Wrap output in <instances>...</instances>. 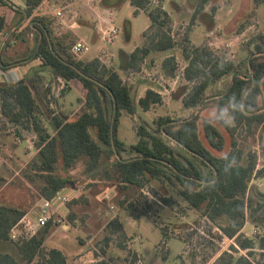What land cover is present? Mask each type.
I'll return each mask as SVG.
<instances>
[{"label": "trees", "instance_id": "1", "mask_svg": "<svg viewBox=\"0 0 264 264\" xmlns=\"http://www.w3.org/2000/svg\"><path fill=\"white\" fill-rule=\"evenodd\" d=\"M43 1L25 0L28 24L21 30L7 29L5 18L0 16V29L5 35L10 31L0 50L3 70L41 59L23 79L0 82V113L15 125L17 138L23 139L20 131L33 135L38 154L28 169L43 182L40 195L44 200H51L68 187H77L78 180L67 172L75 168L79 159L86 158L84 174L89 182L84 188L97 182L111 183L122 195L117 200L118 207L135 220L148 216L157 225L166 208L185 215L180 199L186 209L197 211L214 223L223 236L232 239L238 249L248 252L249 258H235L224 252L213 264H264V193L250 184L253 179L264 178V165L257 168L258 155L244 149L248 139L258 137L264 155V33L249 38L243 46L244 58L230 60L219 56L208 43L195 46L187 33L177 41L172 18L160 4L152 9L150 0H130L136 8L133 15L146 13L151 26L142 34V46L124 56L127 70L140 71L143 62L153 53L179 49L185 64L182 74L185 84L171 98L180 100L192 113L181 119L167 114L160 116L154 119L152 127L145 122L134 125L137 142L128 148L118 139L117 127L121 112L129 116L137 113L131 86L114 67L99 58L78 59L72 52L77 42L72 35L57 36L52 29L53 20L46 22L34 16ZM254 1L256 5L264 3V0ZM209 2L198 0L191 26L196 19L203 18ZM0 3L16 9L6 0ZM31 35L34 38L31 53L16 63L8 62L7 50L19 41H27ZM177 65L176 57L169 55L161 67L165 75L173 78ZM58 80L65 84L62 93L71 81H78L83 89V98L77 100L82 107L71 118L57 108ZM218 85L223 89L207 97V91ZM51 102L54 108L50 107ZM162 103L161 93L152 89H147L138 100L144 112ZM115 107L113 143L111 127ZM208 107L216 110L213 119L202 118L200 114ZM217 123L229 134V151L223 156L213 153L223 151L227 144ZM125 152L131 156L123 158ZM201 167L211 176L203 174ZM83 201L86 200L80 197L67 203L69 220L76 217L74 206ZM26 213L25 209L0 202V264H66V256L60 250L44 246L51 228L57 225L52 220L32 237L20 234L17 239L12 238V230ZM247 224L263 229V235L257 239L245 236L243 229ZM105 230L110 235L125 237L118 216ZM161 231L164 236L168 233ZM209 259L204 258L200 264H207ZM192 264H196L193 259Z\"/></svg>", "mask_w": 264, "mask_h": 264}, {"label": "rangeland", "instance_id": "2", "mask_svg": "<svg viewBox=\"0 0 264 264\" xmlns=\"http://www.w3.org/2000/svg\"><path fill=\"white\" fill-rule=\"evenodd\" d=\"M150 1L152 9L160 4L169 13L174 21L172 30L177 41H180V38L187 33L195 46L208 43L219 56L230 60L237 61L244 58L246 52H244L243 46L249 38L257 33H264V3L256 5L254 0H211L209 2L211 4L216 3V1L219 2L220 10L217 14L219 20L214 26L220 25L222 31L221 33L217 31L210 37H207L211 32L210 21L200 17L194 21V26L190 25L192 14L189 16L187 11L190 7L193 9L198 0ZM53 2L54 12L65 7L64 4H60L59 0H53ZM73 2L78 6H74L73 9L80 11L81 19L86 22V25L78 27L77 34L78 37L84 39L88 48L76 57L78 59L100 57L104 64L116 68L119 75L130 86H133L131 83L134 80L137 81L140 78L147 81L139 82L138 85L135 84V89H132V95L137 104L136 115L131 117L123 111L119 117L117 137L126 147L129 148L137 142L134 125L145 122L152 127L154 119L166 114L173 119L186 118L191 115L192 110L186 112L187 109L182 106L181 102L171 98L172 93L185 84L182 79L185 64L181 60L179 49L176 48L168 53H158L157 55L151 54L143 62L140 73L138 71H130L129 73L127 70L124 56L142 46L144 41L142 34L147 32L151 26L150 18L146 13L140 12L134 16L136 8L131 5L130 0H105V2L100 0L97 4V10L111 13L113 26L118 31L111 43L104 44L98 33L100 25L95 12L93 13L86 7V0H73ZM11 10L7 5L6 7L0 5V16L6 18L9 27L18 24L19 21L17 22V20L20 18L18 14L11 13ZM54 18L53 22L58 26L59 20L55 15ZM241 25L244 26L243 29H239ZM22 46H25L27 51L22 50ZM33 49L34 38L29 36L27 41H19L10 47L5 53L6 58L8 62L16 63L19 59L28 56ZM123 54L125 55L122 57ZM169 55H174L178 64L176 75L173 78L167 76L168 74L165 75L161 67L163 60ZM30 63L35 66L38 65L36 60ZM15 76L17 78V75ZM158 83L161 86H158ZM147 89L161 92L163 103L155 109L144 112L138 105V100ZM222 89V85L212 87L207 91V97L217 94ZM60 94L63 96L60 101L66 108L65 112L78 114L79 103L77 100L81 96L78 83L74 82L67 92L62 93L61 90ZM215 112L214 108L208 107L200 111V114L202 118L213 119ZM3 118L0 117V161L3 164L2 168L5 175L6 172L7 175H12L10 169H13L15 150L21 152L28 143L22 142L23 145H19L14 135L15 125L13 126ZM217 125L224 134L227 144L223 151H213V153L217 156H223L229 151V134L219 123ZM170 144L175 150H179L176 143L171 142ZM261 146L258 137L248 139L244 146L246 152L251 151L258 155L257 168L264 165ZM122 155L123 158L131 156L128 152ZM22 158L26 157L22 156ZM2 159L6 161V165ZM86 161V158L79 159L75 168L67 172V175L78 180L79 183L75 189H79L82 195L79 194V196L86 201L74 206L73 210L76 217L73 221L68 219L67 213L61 223H57L51 228L45 241L44 246L46 248L59 249L65 253L67 258H114L115 261L110 264H138L139 258L142 264H192V259L196 264H200L204 258H210L207 264H213L224 252L231 253L235 258L248 257L247 251L238 249L232 239L223 236L214 223L201 217L197 211L186 209V204L182 203L180 199L178 202L180 206L185 207V215L178 210L166 208L161 212L157 225L148 216L135 220L129 212L118 207L117 200L122 195L117 193V188L111 183L97 182L88 189L84 188L89 182L84 174ZM201 170L206 176H211L205 167H201ZM27 171L29 172V170ZM250 184L264 193V178L253 179ZM36 185L37 183L33 184V187ZM111 192H114L115 195L111 196L108 201L104 199V196L110 195ZM170 193L173 195L172 192ZM117 216L122 223L125 237L117 234L110 235L105 230L108 223ZM64 224L66 225L65 229L61 227ZM40 229L38 228V230ZM161 230H167V235L164 236ZM23 231L21 229L16 232L17 238L23 234ZM243 233L249 238L257 239L258 235H263V229L248 224L243 229ZM135 255L136 257H134Z\"/></svg>", "mask_w": 264, "mask_h": 264}, {"label": "crops", "instance_id": "3", "mask_svg": "<svg viewBox=\"0 0 264 264\" xmlns=\"http://www.w3.org/2000/svg\"><path fill=\"white\" fill-rule=\"evenodd\" d=\"M7 1L9 3H12L14 5V7L16 8L15 10H17V11L11 10V13L18 14V16H20V18L18 17L19 19L17 20V22L19 21V23L12 26V27H9L7 25V20L5 18V20H6L5 26L7 28H14V29H20L21 30L22 28H24L28 24L27 17L24 14L25 0H19V1L18 0H7ZM59 1H60V4H64V6H65L61 9V10H65V15H66L65 26H60V24L57 26L56 23L53 24L52 29L54 31V34L57 36H61L64 34H70L75 38V40L77 42L78 41L85 42L84 39H81V37H78V34H77L78 27L81 25H86V22L81 19L80 11L73 9V7L76 6L74 4L73 0H59ZM19 2H21V3H19ZM104 2H105V0H104ZM218 4H219L218 1H216V3H214V4L208 3L207 7L205 8L203 18L206 19L207 21H210L209 26L211 27L210 28L211 32L207 37L212 36L217 31H218V33H221V31H222L220 25L214 26V24H217V20H219L218 15H217L218 11L220 10L218 7ZM0 5H3L6 7V5H4L2 3H0ZM96 5L97 4L95 3V0H86V7L89 10H91L93 13L95 12V11H93V9L97 10ZM54 7L55 6H54L53 0H44L42 2V4L34 11V16L44 18V20L46 22L50 21V20H54L55 19L54 18ZM76 7H78V6H76ZM94 7H96V8H94ZM212 9H214L215 11H214V13L211 14V12L209 13L208 11L209 10L212 11ZM193 11H194V8L192 9V7H190L189 10L187 11L188 15L190 16L191 14H193ZM95 14L97 17H98V15L99 16L101 15V13H99L98 10H97V12H95ZM23 15H24V20L21 21ZM103 17H105V16L103 15ZM172 21H173V19H172ZM192 26H194V25H192ZM9 34H10V31L8 32V35ZM23 49L25 50L26 47L22 46V50ZM25 51H27V50H25ZM153 54L157 55V53H153ZM124 55L125 54H123L122 57ZM34 67H35V65H33L32 63H29L25 66H18L17 68H14V69L11 68L6 72V76H5V79L3 82L4 83L16 82L20 79V77H25L31 71V69ZM20 70H22V71H20ZM128 71L130 73V70H128ZM140 71H138V72L140 73ZM15 73L17 75V78H15L16 77ZM134 73H136V72H134ZM122 79L125 82H127L124 78H122ZM74 82H77L78 85L80 86V89H81L80 98H83V89L81 87V84L78 81H71L67 87L68 88L67 91L71 88V85ZM139 82H147V81L143 78H140L137 81L134 80L131 83V85H133V86H131L132 89H135L134 85L135 84L138 85ZM158 86H161V85L158 83ZM61 97L63 98V96H61V94H60L58 97V102H57V108L59 109V111L61 113H63L65 116H69V118L75 116L76 113L67 114L65 112L66 108L61 104V101H60L62 99ZM141 97L142 96H140L139 98H141ZM176 101L181 102L180 100H176ZM81 107H82V104L81 105L79 104V110ZM157 107L158 106L154 107L153 109H155ZM188 111L189 110H186V112H188ZM0 117H3L1 113H0ZM131 117H133V116H131ZM3 119L6 120L5 118H3ZM20 133L23 136V139L21 137H19V138L16 137L17 138L16 141L19 142V145H23L22 142H26V143H28V145H26L23 148L22 151L24 153L22 151L18 152L15 150L16 156L14 155L15 157H14V162H13V169H10L12 171V175H9V174L7 175V172L5 175V172H3V168H2L3 164L0 161V183H1L0 184V202H2L3 204H5L7 206H12L15 208L27 210V213L25 216H27L30 219V221L33 222L35 220L33 211L35 209H37L40 205H42V203L44 201V198L40 195V188L43 185V182L41 181V179L39 177L35 176V174L33 172L27 171V170H29L28 169L29 163L38 154V150L35 149L33 146V142H32L33 135H29L28 133H25V132L23 133L21 131H20ZM27 148L29 149L28 151H27ZM21 155L25 156L26 158L23 159ZM2 161H4V164L6 165V161L3 159H2ZM5 165H4V167H5ZM31 176H33L34 179H31ZM35 183H37V185L33 187V184H35ZM64 190L65 191L66 190H72L73 191V200L79 199L80 196H82L81 193L79 192V189L77 190V189H75V187H68L66 189H63V191ZM79 194H80V196H79ZM67 209L69 210L68 207H67ZM247 225L245 226V228L247 227ZM61 227H63L65 229L66 225L64 224ZM62 253L65 255L64 252H62ZM66 260H67L66 264H107V263L110 264L111 262L115 261L114 258H67V256H66Z\"/></svg>", "mask_w": 264, "mask_h": 264}, {"label": "built area", "instance_id": "4", "mask_svg": "<svg viewBox=\"0 0 264 264\" xmlns=\"http://www.w3.org/2000/svg\"><path fill=\"white\" fill-rule=\"evenodd\" d=\"M99 2L100 0H95L96 4H98ZM93 11L97 12V10L95 9H93ZM98 12L101 13V15L100 16L98 15L97 17L99 25H100L98 29V33L100 34V39L102 43L109 44L115 39L118 33L117 28L113 26V18H112L111 13H109L108 11H104V12L98 11ZM54 13H55L54 14L55 17L59 20L60 26H65V19H66L65 11L57 10ZM102 14L105 17H103ZM7 37L8 35H5L4 30L0 29V50L2 49L5 41L7 40ZM86 50H88V48H87L86 43L83 41L76 42L72 47V52L77 56L80 53L85 52ZM99 59L102 61L100 57ZM40 61L41 59H39L37 62H40ZM14 68H17V67H14ZM7 71H4L3 68L0 66V82L4 81ZM23 78L24 77H20L19 80ZM56 84L57 85H56V91H55V98L58 99L61 93V90L65 88V84L61 80H58ZM50 107L51 108L55 107L53 102L50 103ZM114 195L115 193L111 192L110 195L108 196L105 195L104 199L108 201L109 199H111V196H114ZM71 200H73L72 190H66V191L62 190V191H59L51 200L45 199L42 205H40L37 209L33 211L35 220L31 222L27 216H24L22 220L18 223V225L12 230V238L17 239L16 232L18 231V229L19 230L23 229L24 230L23 236L26 238H29V237L34 236L37 233L38 228H42L46 226V224L51 220L56 224L61 223L64 220V217L66 216V214L69 212L67 209V203L70 202ZM111 208L113 209V206H111ZM137 263L142 264V261L140 258L137 260Z\"/></svg>", "mask_w": 264, "mask_h": 264}, {"label": "water", "instance_id": "5", "mask_svg": "<svg viewBox=\"0 0 264 264\" xmlns=\"http://www.w3.org/2000/svg\"><path fill=\"white\" fill-rule=\"evenodd\" d=\"M234 79V77L232 78V80ZM116 115H117V109L115 107L114 110V115L112 118V127H111V136H112V142L114 143V126H115V121H116Z\"/></svg>", "mask_w": 264, "mask_h": 264}]
</instances>
